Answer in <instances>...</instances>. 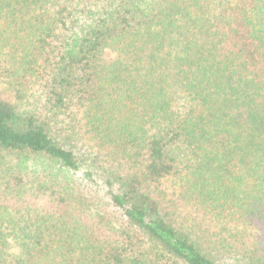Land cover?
I'll list each match as a JSON object with an SVG mask.
<instances>
[{"label":"trees","instance_id":"16d2710c","mask_svg":"<svg viewBox=\"0 0 264 264\" xmlns=\"http://www.w3.org/2000/svg\"><path fill=\"white\" fill-rule=\"evenodd\" d=\"M0 264H264V0H0Z\"/></svg>","mask_w":264,"mask_h":264}]
</instances>
